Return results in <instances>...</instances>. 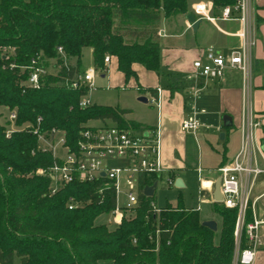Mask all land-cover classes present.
<instances>
[{"label":"trees","instance_id":"1","mask_svg":"<svg viewBox=\"0 0 264 264\" xmlns=\"http://www.w3.org/2000/svg\"><path fill=\"white\" fill-rule=\"evenodd\" d=\"M235 1L212 0L215 6ZM188 8L187 0H0V107L15 109L17 124L41 116V127L63 129L71 146L91 120L141 127L124 117L127 109L93 103L80 107L86 88H67L57 81L64 73L78 72L85 47L91 48L98 68L105 55L115 56L126 80L135 76L133 63L160 74L156 24ZM4 46L14 50L3 53ZM58 46L68 57L69 70L48 74L38 89L25 87L19 66L36 54L61 62ZM149 91L157 96V89ZM36 144V136L27 131L6 137L0 122V264H232L237 208L214 202V212L223 220L215 231L202 224L198 209L181 201L166 203L157 213L150 205L154 195L143 193L158 180L152 174L140 183L135 210L110 228L96 219L113 209L112 188L101 181L71 182L51 194L49 178L35 171L52 157L32 154ZM69 199L81 205L69 209ZM246 242L243 231L241 247Z\"/></svg>","mask_w":264,"mask_h":264},{"label":"built area","instance_id":"2","mask_svg":"<svg viewBox=\"0 0 264 264\" xmlns=\"http://www.w3.org/2000/svg\"><path fill=\"white\" fill-rule=\"evenodd\" d=\"M219 15L210 12V4L203 1L194 2L191 9L186 12L194 18L186 20L187 27L193 28L200 20H207L217 26V21L237 20L240 23L239 32L235 33L240 38V47L232 48L223 54L216 48L209 46L204 50L202 56L192 62V73L187 77L202 79L221 80L228 69H238L243 74L244 82L248 80L249 54L253 45L251 29L253 24L252 0H236L231 4L219 6ZM161 34V32H158ZM13 47L4 46L3 53H11ZM57 58H46L41 54L31 57L29 63L19 66L21 72L25 73L22 84L27 88L38 89L45 83L48 74L57 75L62 68L69 70L70 62L61 46L57 47ZM111 60L110 55H105L104 65ZM14 67V63H10ZM102 69V70H101ZM105 68L89 66L83 70L79 69L73 75L62 74L59 76L58 84L67 88H86V93L79 100L80 107L92 104L91 92L95 88V78ZM159 93V89L157 90ZM153 102L159 106L158 97ZM204 110H201L203 112ZM15 109H8L5 121L2 123L5 136L10 137L16 131H27L37 138V144L31 153H49L52 162L46 167H38L36 173L46 176L50 180L49 191L54 194L62 185L71 182H96L101 181L113 190L115 205L109 213L108 225L115 226L125 212L134 211L139 203L140 183L145 176L157 175L158 178L166 172L161 161V139L159 127L152 129L122 128L116 124L94 126L84 124L79 130L78 138L74 146L66 141L65 131L58 127L42 128L41 116L35 122L17 124ZM201 123L196 116V111L187 114L181 121L180 128L183 132L194 133ZM258 122L254 121L248 114L242 125L241 144L235 156L220 165L209 174L212 179L202 178V171L197 169L198 180L202 188L211 187L217 177L220 178L221 203L230 208H237V218L234 230L235 248L232 264H254L256 255V243L259 239V228L264 220L254 216V210L250 204L249 194L253 180L264 172V165L260 164L262 150L255 139V129ZM138 129V128H137ZM264 161V158H262ZM214 172L217 175H213ZM158 180L155 182L157 183ZM169 185H174L172 176H167ZM101 192V189H99ZM120 198L122 204L120 205ZM81 203L69 199L67 206L73 209ZM151 207L158 213L154 201ZM250 206L252 219L248 222L246 211ZM243 231L246 237V246L241 247Z\"/></svg>","mask_w":264,"mask_h":264},{"label":"crops","instance_id":"3","mask_svg":"<svg viewBox=\"0 0 264 264\" xmlns=\"http://www.w3.org/2000/svg\"><path fill=\"white\" fill-rule=\"evenodd\" d=\"M203 2L210 4L211 14L219 15V6H215L212 0ZM193 3H188L189 8L186 12L191 9ZM252 5L251 38L253 39V45L250 47L247 82H244L243 74L238 69H228L221 80L202 79L194 76L187 77L193 71V60L202 56L207 47L212 46L223 54L228 53L232 48L240 47V38L235 34L240 30V23L237 20H218V27H216L211 22L203 19L198 21L195 28H188L186 12L172 17H162V22H160V19L156 24V39L160 45V74L147 69L140 63H133L132 68L135 76L126 80L124 74L118 69V60L115 56L109 63L103 64V67H101L106 70L100 72V77L108 79L110 87L123 88L126 85L137 89L140 87L139 90L144 93H150L149 89H159L157 96L150 93L152 100L158 97L159 106H156L157 121L154 123L143 122L138 119L132 120L142 125L138 129L159 127L161 161L167 175L172 176L174 181L179 177L178 172L184 169L183 164L175 159L173 155L176 150L182 148L185 134L194 135L212 128L221 131L223 128L234 127L241 137L242 125L245 123L248 114H251L254 121L258 122L255 129L256 141L262 150L264 144V0H252ZM158 32H161V34H158ZM86 48L88 47L82 50L81 70L89 66H95L92 50L91 62L86 66L83 65ZM160 76L163 79L162 84L160 83ZM138 99L140 100V98ZM201 110L204 111L201 112ZM192 111H196V116L201 125L194 133L183 132L180 128L181 121ZM225 116L230 118V125L228 126L224 125L223 118ZM222 134L221 139H224L228 133L225 131ZM239 149L240 146L232 152V156H235ZM232 156H226L224 153L220 165L231 160L234 157ZM262 158H264L263 150ZM262 158H259V161L261 165H264ZM219 166L208 169L200 168L202 178L211 180L212 177L209 174ZM182 181V187H185V182L183 179ZM202 192H205L209 199L215 202L212 195L213 185L201 189L198 182V193ZM249 199L254 210V216L257 219L264 220V172L253 180ZM186 208H196L199 211L198 204ZM221 219L214 211L209 218H206V220H214L217 229L220 228ZM254 264H264V224L259 228Z\"/></svg>","mask_w":264,"mask_h":264},{"label":"rangeland","instance_id":"4","mask_svg":"<svg viewBox=\"0 0 264 264\" xmlns=\"http://www.w3.org/2000/svg\"><path fill=\"white\" fill-rule=\"evenodd\" d=\"M189 4L197 0H187ZM207 1V0H203ZM163 19L160 20L162 22ZM214 32V31H213ZM218 35V34H217ZM128 41H135V39H127ZM140 40V39H136ZM83 65L86 66L91 62V49L88 47L84 51ZM110 55V54H108ZM111 59L113 55H110ZM147 70V69H146ZM149 71V70H148ZM130 81V80H129ZM163 79L160 76V83ZM127 83V82H126ZM139 97H146L147 102L139 100ZM90 98L93 104L97 105H112L121 108H127L128 112L124 115L127 119H138L143 122L157 121V105L151 99L150 93H144L135 87L126 85L125 87H110L108 79L101 78L100 73L95 78V88L91 92ZM7 114L6 107H0V122L5 121ZM88 125L102 126L112 125L113 121L105 120H91ZM234 127L223 128L221 131L215 128L209 129L206 132H198L197 134H185L184 143L181 149L174 152V158L179 160L184 169L178 172V176L185 182V187L179 188L174 185H169L167 182V173H162L157 181V186L154 193V202L157 207H163L166 203L176 205L177 201H181L186 207H199V215L202 221L209 218L214 211V202L209 199L205 193H198V168H216L223 161V154L232 156V152L240 146V134L235 131ZM141 129H136L135 132H140ZM227 132V137L221 139L220 134ZM255 139L257 135L255 133ZM234 156V155H233ZM232 156V157H233ZM231 157V158H232ZM213 175H217L214 172ZM120 198V205L122 204ZM109 215L102 214L98 216L96 222H107ZM220 220V228L222 225ZM108 224V223H107ZM109 227H113L109 225ZM220 228L218 230H220Z\"/></svg>","mask_w":264,"mask_h":264},{"label":"water","instance_id":"5","mask_svg":"<svg viewBox=\"0 0 264 264\" xmlns=\"http://www.w3.org/2000/svg\"><path fill=\"white\" fill-rule=\"evenodd\" d=\"M187 18L190 20V21H193L194 18L191 14H188L187 15ZM198 22H196L193 26V28H195L197 26ZM140 100L142 101H147V98L146 97H139ZM224 125L228 126L230 125V118L228 116H225L224 118ZM220 137H223V134H220ZM262 150L264 151V144L262 146ZM174 185L176 187H182L183 186V181L180 177H177L175 179V182H174ZM155 188H156V182L153 183L152 185H147L143 188V193L146 195V196H153L154 195V191H155ZM213 199L215 202H221L222 201V194L220 192V178L217 177L214 181V184H213ZM202 224L207 226L208 228H210L211 230L215 231L217 229V225H216V222L214 220H204L202 221Z\"/></svg>","mask_w":264,"mask_h":264}]
</instances>
